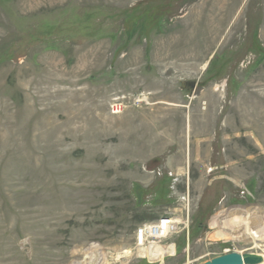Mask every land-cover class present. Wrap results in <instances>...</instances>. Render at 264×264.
I'll list each match as a JSON object with an SVG mask.
<instances>
[{
  "label": "rangeland",
  "instance_id": "374dc122",
  "mask_svg": "<svg viewBox=\"0 0 264 264\" xmlns=\"http://www.w3.org/2000/svg\"><path fill=\"white\" fill-rule=\"evenodd\" d=\"M170 213L189 234L137 248ZM247 214L264 219V0H0V264L264 256L213 237Z\"/></svg>",
  "mask_w": 264,
  "mask_h": 264
},
{
  "label": "built area",
  "instance_id": "2783aa9c",
  "mask_svg": "<svg viewBox=\"0 0 264 264\" xmlns=\"http://www.w3.org/2000/svg\"><path fill=\"white\" fill-rule=\"evenodd\" d=\"M113 112L119 113L122 111L123 106L121 104H115L112 107ZM185 198V200L188 201ZM188 210V208H187ZM187 218V217H186ZM161 222V224H160ZM169 226V233L166 237L163 236L165 228H161L162 231H160V227ZM190 229V221L189 219H185L177 215L176 213H170L166 216H163L157 221H154L153 223H144L141 224L136 232L137 236V248L142 247H149V246H155V245H165L166 239L172 238L174 235H177L182 231L183 233H186V235L189 234ZM163 236V237H162Z\"/></svg>",
  "mask_w": 264,
  "mask_h": 264
},
{
  "label": "bare ground",
  "instance_id": "6f19581e",
  "mask_svg": "<svg viewBox=\"0 0 264 264\" xmlns=\"http://www.w3.org/2000/svg\"><path fill=\"white\" fill-rule=\"evenodd\" d=\"M146 99L147 98H144V100H146ZM254 216H256V215H254ZM223 222H225V221H223ZM160 224H161V222H160ZM215 224L216 223L214 222L213 226H215ZM223 224H225V223H223ZM225 225L228 228L225 230H219V231L215 232V234L213 236L215 239H219V240L220 239H232L235 241L250 239L254 242L264 241V219L261 216H260L259 220L254 221L252 214H247L244 218L236 217L230 223H228V224L226 223ZM161 228H165V230H163V232H164L163 236L166 237L169 233V226L160 227L159 233H161V231H162ZM223 228H225V227H223ZM94 248L96 249L97 246H95L93 248L90 247V248L85 250V253L87 254V258H92L91 256L93 255V253L95 251ZM100 252H101V250H100ZM92 264H110V263H109V261H106L104 259L103 262H96V263L92 262Z\"/></svg>",
  "mask_w": 264,
  "mask_h": 264
},
{
  "label": "water",
  "instance_id": "95a60500",
  "mask_svg": "<svg viewBox=\"0 0 264 264\" xmlns=\"http://www.w3.org/2000/svg\"><path fill=\"white\" fill-rule=\"evenodd\" d=\"M264 256L256 253L231 252L218 256L204 264H263Z\"/></svg>",
  "mask_w": 264,
  "mask_h": 264
},
{
  "label": "crops",
  "instance_id": "0c3cea01",
  "mask_svg": "<svg viewBox=\"0 0 264 264\" xmlns=\"http://www.w3.org/2000/svg\"><path fill=\"white\" fill-rule=\"evenodd\" d=\"M199 128V130H202L203 128L202 127H198Z\"/></svg>",
  "mask_w": 264,
  "mask_h": 264
}]
</instances>
